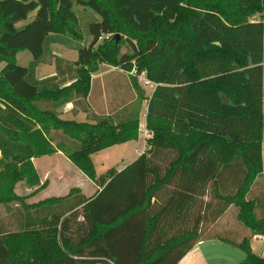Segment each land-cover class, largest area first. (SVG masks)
Masks as SVG:
<instances>
[{
	"label": "trees",
	"instance_id": "trees-1",
	"mask_svg": "<svg viewBox=\"0 0 264 264\" xmlns=\"http://www.w3.org/2000/svg\"><path fill=\"white\" fill-rule=\"evenodd\" d=\"M75 4L100 17L86 45ZM51 44L77 57L54 55L55 74L38 78ZM21 50L28 66L16 63ZM263 54L264 0H0V205L10 214L0 264H177L209 238L242 250L238 264H264L250 245L264 236ZM102 63L134 64L154 83L150 96L129 75L132 102L89 111ZM144 100L148 148L96 176L91 155L138 138ZM69 102L93 122L62 118ZM57 152L100 190L27 203L16 185L38 186L32 159ZM229 207L250 235L204 236Z\"/></svg>",
	"mask_w": 264,
	"mask_h": 264
},
{
	"label": "crops",
	"instance_id": "crops-1",
	"mask_svg": "<svg viewBox=\"0 0 264 264\" xmlns=\"http://www.w3.org/2000/svg\"><path fill=\"white\" fill-rule=\"evenodd\" d=\"M264 55V54H263ZM60 56V55H58ZM74 58L73 60H75ZM66 60H72V59H66ZM37 70V68H36ZM55 74V68L50 69L49 74L45 76H41L38 78H44L47 76H51ZM154 86L151 89V92L153 90ZM263 92H264V56H263ZM136 98V94L131 86L129 75L122 69L111 66L108 64H99L98 70L91 74V85L90 90L88 93V96L86 98V104L89 108V111L98 114V115H108L113 114L120 109H122L125 105L132 102ZM145 102L143 101L141 106V113L145 108ZM73 108V104L71 102L65 104L61 107V117L65 119H74L77 121H90L92 120L87 119L86 112L78 110L75 114L71 112ZM139 122L141 124L145 123V119H139ZM138 143V146L135 145V143ZM127 146V151L130 153L129 158H121L115 157V160L113 159L109 165H116L114 168L116 170H120L123 167H125L127 164L135 160L143 151V139L142 135L139 131L138 138L136 140H130L121 144H116L113 146H110L108 148H105L103 150H110L115 148ZM94 153L91 155V159L93 157ZM116 155V153H115ZM46 156V155H44ZM57 156L59 158H62L66 162H69V160L61 153L57 152L54 154H51L46 157H54ZM42 158H45L43 156L39 158H33L32 162L37 170V172L42 176L41 183H44V187L51 185L50 179L51 176L54 175L52 172L59 170L58 168L55 169L54 165L51 163L52 169H45L43 168V173L38 171V167L36 166L35 162L36 160H43ZM53 159V158H51ZM262 160H263V182H264V137L262 140ZM71 163V162H70ZM110 168V167H109ZM107 168L106 170H108ZM54 169V170H53ZM105 170V171H106ZM104 171V172H105ZM104 172L98 173V176L100 174H103ZM64 175L58 174L56 176L57 180H62ZM75 187L82 188L81 185ZM70 189V188H69ZM68 189V190H69ZM97 190H100V187L96 185V190H92L90 194H85L84 191H81V193L85 197L92 196ZM65 189L63 190V192ZM65 195V194H64ZM55 196V195H52ZM60 196V195H59ZM47 198V197H46ZM231 207L225 211V213L213 224H219L220 220L226 216V214L229 212ZM234 212V210H233ZM225 221V219H224ZM225 225L220 228V230L223 231H231L232 228L235 229L237 233V240H240L244 236H249L250 233L246 228L240 227L238 224L233 225L230 223V221H225ZM212 225V226H213ZM250 245L251 249L254 254L258 256H264V236L263 235H254L250 239ZM244 258V253L239 248H236L234 246H231L221 240L218 239H204L200 242H197L188 252L185 253V255L177 262V264H238L242 259Z\"/></svg>",
	"mask_w": 264,
	"mask_h": 264
},
{
	"label": "rangeland",
	"instance_id": "rangeland-1",
	"mask_svg": "<svg viewBox=\"0 0 264 264\" xmlns=\"http://www.w3.org/2000/svg\"><path fill=\"white\" fill-rule=\"evenodd\" d=\"M73 10L78 18L79 22V27L83 36V39L81 41V44H88L91 40L90 35L88 34V24L92 21H95L99 19V15L96 14L93 10H91L88 7H83L80 5L75 4L73 6ZM26 21L19 22L17 25L20 26L24 24ZM120 51L123 53L125 51H130V47L127 42H122L120 45ZM54 55H60L62 59H74L77 57V52L76 50L72 49L70 46L63 45V44H51L50 45V50L49 53L46 54L43 58L42 61L38 64L37 70H36V76L41 77L49 74L50 69L55 68V61H54ZM16 63L21 66H28L30 61L32 60V56L29 51L27 50H21L16 54L15 57ZM138 82V81H137ZM139 85L144 89L145 95L147 97L150 96L151 94V89L154 86L153 82H148V83H143V82H138ZM146 105H147V100L145 102V108L141 113L140 110V116L139 119H145L146 118ZM138 133H139V123H138ZM142 134V133H141ZM140 144V142H138ZM138 143L136 142L135 145L138 146ZM144 146V143H143ZM145 150V149H143ZM116 153V155H115ZM49 156V155H46ZM42 158L43 160H36L35 164L38 167V171L43 173V168L45 169H52L53 167L51 166V163L54 165L55 169H59L57 171L52 172L54 175L51 176L50 179V184L48 186L44 187V183H41L42 176L37 172L39 176V181L40 184L38 186H33L29 187L27 184L22 181L19 182L16 187H15V192L19 195H24L28 197L26 198L27 203H35L39 200L45 199L46 197H51L52 195L55 196H64L66 195L70 190L76 189L81 191H84L85 194H90L91 191L94 189L96 190V184L93 180L89 179L86 175H84L78 168H76L72 163L66 162L62 158H59L57 156L54 157H46ZM120 156V157H119ZM129 158L130 153L127 151V146L125 147H120V148H115V149H110V150H100L96 153H94L92 157V162L94 165L95 169V175L98 176V173L104 172L107 168H114L116 165H109L110 162L114 159L115 157L121 158ZM41 157V156H40ZM39 158V157H36ZM53 158V159H51ZM54 170V169H53ZM37 171V170H36ZM64 175L62 180H57L56 176ZM75 185L80 186L75 187ZM70 188V189H69ZM65 191L63 192V190ZM69 189V190H68ZM6 205H0V218L3 219L5 222L7 221V217H9L10 214H6L7 211L4 209ZM234 209V212H233ZM236 208H230L229 212L226 214L224 217L225 221H230L232 223V226L235 224L244 228L236 219L235 217V212ZM222 218L219 224L213 225L210 227L208 225V230L205 233L204 236L214 234L216 232H220L223 230H220L221 227H223L225 224V221ZM231 231H236L235 229L232 228ZM232 238H235L236 235L234 233H231L230 235Z\"/></svg>",
	"mask_w": 264,
	"mask_h": 264
},
{
	"label": "built area",
	"instance_id": "built-area-1",
	"mask_svg": "<svg viewBox=\"0 0 264 264\" xmlns=\"http://www.w3.org/2000/svg\"><path fill=\"white\" fill-rule=\"evenodd\" d=\"M105 37L107 38L108 35H105ZM128 75H131V76H134L138 82H143V83H148L150 82L144 72H138L137 71V68L136 66L133 64L132 68L126 72ZM139 131L140 133H142V139H143V143H144V146H143V149H147L148 148V144H147V139L151 138L152 137V133L146 128V124H141L139 122ZM144 151V150H143ZM142 151V152H143Z\"/></svg>",
	"mask_w": 264,
	"mask_h": 264
},
{
	"label": "water",
	"instance_id": "water-1",
	"mask_svg": "<svg viewBox=\"0 0 264 264\" xmlns=\"http://www.w3.org/2000/svg\"><path fill=\"white\" fill-rule=\"evenodd\" d=\"M114 38H116V40H118V34H116V35L114 36Z\"/></svg>",
	"mask_w": 264,
	"mask_h": 264
}]
</instances>
